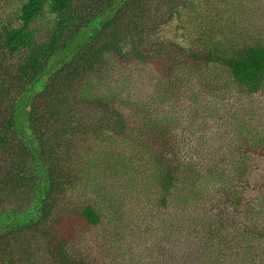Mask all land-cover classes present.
Returning a JSON list of instances; mask_svg holds the SVG:
<instances>
[{"label": "trees", "instance_id": "trees-1", "mask_svg": "<svg viewBox=\"0 0 264 264\" xmlns=\"http://www.w3.org/2000/svg\"><path fill=\"white\" fill-rule=\"evenodd\" d=\"M1 2L0 264H122L114 228L91 239L84 230L120 220L126 206L133 215L140 200L128 203L124 192L136 182L150 190L144 208L160 216L163 231L188 235L191 220L209 247L262 264L264 223L251 221L264 216L255 206L260 199L264 207V175L256 180L252 151L264 148V135L219 150L203 136L188 142L179 113L130 121L123 95L131 86H108L102 71L112 61L156 63L164 101L173 82L188 85L189 100L217 86L264 97V40L238 23L242 0ZM212 104L194 122L205 126L218 109ZM257 115L262 124L264 110L249 114ZM255 181L252 193H261L250 196Z\"/></svg>", "mask_w": 264, "mask_h": 264}, {"label": "rangeland", "instance_id": "rangeland-1", "mask_svg": "<svg viewBox=\"0 0 264 264\" xmlns=\"http://www.w3.org/2000/svg\"><path fill=\"white\" fill-rule=\"evenodd\" d=\"M242 2L240 10L243 14L240 15L238 23L244 24V30L252 38L264 40V0H242ZM1 3L0 0V18L4 14L2 13L3 6ZM107 70L109 72V79L106 81L108 86H115L120 83L122 85L121 89L131 86V95H123L127 98L123 101V108L130 121L143 120L150 116L159 120L167 114L179 113L183 120L182 133H191L190 137L186 138L188 142L189 139L191 141L197 139L198 144H201L203 136L210 140L206 144L207 147L211 146L219 150L220 145L226 143V141L233 145L243 143L246 146L247 143L253 144L264 135V127H262L264 121L261 124L258 115L257 117L249 116L257 107L261 111L264 110L263 96L255 94L246 97L240 94L234 86L220 93L217 86L214 90H206L203 93L199 89L197 96L195 93L194 97H196L189 100L186 97L189 89L188 85L185 83L179 85L173 82L170 83L172 87V91L168 94L170 97L166 98L168 101H164L160 96V93L162 94L164 91V80L160 77L161 70L156 63L131 62L123 66L119 61H112L111 63L108 62L102 71ZM213 93H217V95ZM219 95V101L214 100ZM212 103H215V107H218V109L215 110V113L211 112L213 115L207 116L208 123L203 126L198 121L194 122L193 119L200 120L201 117L207 115V106H214ZM172 104H174L173 107H171ZM258 104L260 106H257ZM256 146L258 148L255 147L256 149L254 148L252 153L253 156H259L260 158L257 167L260 172L257 173L256 178L259 182L262 175H264V148L262 144ZM204 148L203 153L209 152L206 147ZM2 156L4 155L0 149V167L7 164L6 157ZM258 182L255 181L251 190L247 189L245 191L246 194L254 195L252 191L255 190ZM100 183L105 184L107 187L115 185L114 180ZM140 185V182H136L131 192H124L126 198L124 200L128 203L135 199H137V202L140 200L139 204L136 203L138 204L136 211L135 209L131 211L135 212L133 215L126 211L128 210V206H126L125 212L119 215L120 220L109 217L103 218V224L100 226L86 227L84 237L88 235L87 237L91 239L97 232H107V228H111L112 232V228H114L111 238H114L116 242L115 249L123 253L121 256L123 259L120 260L122 264H241L243 254L241 256L235 249L217 250L209 247L205 230L200 226L196 228L191 220L185 222L189 226L188 235L170 229L163 231L160 228V216L153 211L148 213L144 208L146 206V196L150 190ZM88 192L91 194L90 191ZM262 192L264 193V187ZM260 193L261 189L254 196H258ZM96 194L97 192L94 193V195ZM257 200L260 205L255 206L263 208L264 213V207H261L263 202H260V199ZM132 206H135V202L132 203ZM143 211L146 212L144 216L138 214ZM200 213H203V211L200 210ZM233 219L238 224L246 221V218L239 213L235 214ZM258 219L264 223V216L254 217L251 222L257 224ZM226 227L232 229L231 225ZM258 253L264 259V250ZM254 260L252 264H260L257 259ZM107 262L113 264L110 260ZM262 264H264V260Z\"/></svg>", "mask_w": 264, "mask_h": 264}]
</instances>
